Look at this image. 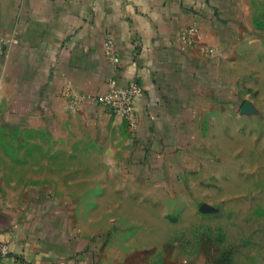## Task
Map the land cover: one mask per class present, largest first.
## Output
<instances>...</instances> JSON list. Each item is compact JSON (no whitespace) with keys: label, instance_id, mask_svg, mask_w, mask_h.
<instances>
[{"label":"crops","instance_id":"0c3cea01","mask_svg":"<svg viewBox=\"0 0 264 264\" xmlns=\"http://www.w3.org/2000/svg\"><path fill=\"white\" fill-rule=\"evenodd\" d=\"M263 26L264 0H0V264H209L152 259L136 201L185 182ZM111 79L143 86L135 130L92 99Z\"/></svg>","mask_w":264,"mask_h":264},{"label":"rangeland","instance_id":"374dc122","mask_svg":"<svg viewBox=\"0 0 264 264\" xmlns=\"http://www.w3.org/2000/svg\"><path fill=\"white\" fill-rule=\"evenodd\" d=\"M242 48L248 57L238 77L237 108L209 114L214 119L195 138L201 146L183 171L185 182L166 186V193L158 186L157 200L136 201L146 216L143 235L152 228L157 238L152 259L173 254L209 264H264V40ZM2 99L0 169L11 145Z\"/></svg>","mask_w":264,"mask_h":264},{"label":"built area","instance_id":"2783aa9c","mask_svg":"<svg viewBox=\"0 0 264 264\" xmlns=\"http://www.w3.org/2000/svg\"><path fill=\"white\" fill-rule=\"evenodd\" d=\"M200 37L197 26L191 25L187 27L181 35L182 42L186 46H192L195 40ZM13 42H16L14 39ZM0 49H3L0 43ZM108 50L111 53V44L108 42ZM205 51H211L205 48ZM143 93V86L135 79H131L124 85L116 84L114 79H111L107 84V89L104 93L92 97V99L101 105L106 111L122 117L129 127L135 130L137 125L135 106L139 96ZM0 255L9 256L6 241H0ZM10 264H21L18 258H11ZM58 264H67L65 261H60Z\"/></svg>","mask_w":264,"mask_h":264},{"label":"water","instance_id":"95a60500","mask_svg":"<svg viewBox=\"0 0 264 264\" xmlns=\"http://www.w3.org/2000/svg\"><path fill=\"white\" fill-rule=\"evenodd\" d=\"M202 209H204V210H210L211 208L208 207V206H206V205L204 204L203 207H202Z\"/></svg>","mask_w":264,"mask_h":264}]
</instances>
